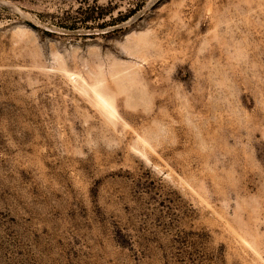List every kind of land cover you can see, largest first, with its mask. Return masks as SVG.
Instances as JSON below:
<instances>
[{
  "label": "rangeland",
  "instance_id": "rangeland-1",
  "mask_svg": "<svg viewBox=\"0 0 264 264\" xmlns=\"http://www.w3.org/2000/svg\"><path fill=\"white\" fill-rule=\"evenodd\" d=\"M0 264H264V0H0Z\"/></svg>",
  "mask_w": 264,
  "mask_h": 264
},
{
  "label": "bare ground",
  "instance_id": "bare-ground-1",
  "mask_svg": "<svg viewBox=\"0 0 264 264\" xmlns=\"http://www.w3.org/2000/svg\"><path fill=\"white\" fill-rule=\"evenodd\" d=\"M97 83H98V82H97ZM97 83H96V84H97ZM86 85H87V84H86ZM92 85H93V84H92ZM89 86H90V85H89ZM98 86H99V85H98ZM94 87H95V86H94ZM99 87H101V86H99ZM89 88H90V87H89ZM91 88H92V87H91ZM91 88H90V89H91ZM93 89H94V88H93ZM86 90H87V89H86ZM94 92H95V91H94ZM99 93H100V92H99ZM94 95H95V93H94ZM99 96H100V95H99ZM96 97H97V96H96ZM100 97H101V96H100ZM104 98H105V96H104ZM100 100L103 101L105 105H107L105 99H104V100H103V99H100ZM104 108H105V107H104ZM115 109H116V108H115ZM109 110H110V109H109ZM110 111H111V110H110Z\"/></svg>",
  "mask_w": 264,
  "mask_h": 264
}]
</instances>
